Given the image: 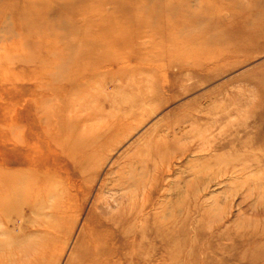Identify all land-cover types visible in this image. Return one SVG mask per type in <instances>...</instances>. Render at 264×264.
Instances as JSON below:
<instances>
[{"label":"rangeland","instance_id":"rangeland-1","mask_svg":"<svg viewBox=\"0 0 264 264\" xmlns=\"http://www.w3.org/2000/svg\"><path fill=\"white\" fill-rule=\"evenodd\" d=\"M103 1L0 0L5 8L0 175L28 153L52 173L35 183L40 197L34 205V194L26 204L12 200V220L0 225V264H264V33L211 51L176 47L169 37L175 47L152 61L164 42L153 32L163 25L115 22ZM205 29L209 26L192 28L195 40L203 39ZM178 55L181 64L170 60ZM130 100L137 112L125 132L99 146L81 142L82 131L89 136V127L122 113ZM60 102L66 120L60 132L49 134L44 127L53 122L51 111ZM152 135L178 138L180 148L160 165L149 214L173 217V205L193 191L196 221L184 233L173 230L165 238L152 218L146 242L107 236L105 224L94 223L104 252L96 257L95 242L89 241L100 212L94 203L121 193L108 189L114 171L126 156L148 147ZM206 136L204 146L221 147L202 149ZM254 153L262 160H244ZM226 160H243L247 167L209 179L207 171ZM64 189L68 197L62 196ZM117 206L107 209L118 212ZM139 225L125 222L117 231L139 230Z\"/></svg>","mask_w":264,"mask_h":264},{"label":"bare ground","instance_id":"bare-ground-1","mask_svg":"<svg viewBox=\"0 0 264 264\" xmlns=\"http://www.w3.org/2000/svg\"><path fill=\"white\" fill-rule=\"evenodd\" d=\"M103 3L110 6L108 18L115 22H127L141 26L158 22L160 25H163L153 32V35L164 38V42L156 46L157 55L154 54V56L149 57L152 61L164 59V50H172V48L175 47V42H178L176 43V47L201 46V49H204V51H211L214 47L219 49L222 48V46L226 45L230 40L239 39L238 42L243 43L248 40L251 41V39H254V36L257 37L258 34L264 33V0H104ZM4 22L5 8L1 7L0 26L4 25ZM199 24L209 26V29L200 32L203 38L200 37L202 39L201 41L195 40L196 33L192 30L193 27ZM14 25V27L17 28L16 24ZM223 25L227 27L226 30H215L216 26ZM169 37L174 40L169 39ZM170 40L175 42L170 43ZM165 46L168 48H165ZM0 47H4L3 35H0ZM170 60L180 64L183 63L182 56L180 57L179 55L177 57H171ZM193 64L199 65V61L194 59ZM3 66L4 56L1 53L0 71L4 68ZM114 102L118 104L116 99H114ZM126 102L129 105L121 107L122 113H115L112 117L107 119V121H99L94 126L89 127L88 131H92L89 136L87 132L85 133L82 131L81 142L84 143L85 146H99L113 136L118 135V133L125 132L129 127L130 118L137 112V109H134L135 101L130 100L125 101V103ZM63 106L64 105L60 102V104L51 111L52 114L50 115L52 116L53 122L51 125L48 124V126L44 127L47 133L52 134V130L60 132L66 120L64 110L66 107L64 108ZM104 106L103 102L102 107ZM139 106L140 105H137V107ZM187 115H189V113H187ZM10 131L13 135V131L11 129ZM206 139H201L203 143L202 149L217 150L221 147L220 143L207 144V146H204V141H209L207 136ZM22 142L24 146L29 147L31 150L34 149L35 151L36 147L29 144V141L23 140ZM146 145L148 147L145 149H140L134 154L126 156L123 162L119 164L118 168L114 171L111 187L109 186L108 189L117 190L118 192L121 191V193L118 194L117 197L113 196L101 199L102 201L100 204V199L94 203L96 208H100V212L96 213L95 218L92 220L93 225L90 228L91 238H89V241L95 242L93 254L96 257L102 255L104 252L97 242L94 223L100 228L105 224L102 230L107 233V236H112L113 238L123 237L127 239L132 237L134 242H136L138 238L140 242H146L145 240L149 239L148 237L152 229L150 228V219L153 217L149 214L148 208H150L152 190L156 186L157 178L160 173V165L174 150L179 149L180 146L178 138L156 140L153 135L147 139ZM203 146L205 148H203ZM260 159L262 160V157L255 153L253 156L248 154V156L244 157V160L251 162H258ZM235 163H238L236 166H240L236 167ZM24 165H28V169H21L20 166ZM39 165L40 164L37 163V158L28 153L24 161L17 162V166L13 167L14 169L12 167H10L12 168L10 170L3 169V174L0 175V225L7 224V222L12 220L8 209L10 205H12V200L16 199L26 204L30 201L29 196L34 194L35 198L32 195V198L35 200L33 205L38 201L40 191L35 188V183H40V179L44 180L43 178H47L52 174L47 170H43L42 166ZM205 166H208V163L205 164ZM246 167L247 164L246 162L244 163L243 160L237 162H228L226 160L225 163L221 164L216 169L217 171L209 167L211 170L209 172L207 171V174L208 178L212 179L224 176L230 172L234 173L232 171L235 168H239L242 172ZM67 190L68 189L63 190L62 196L69 195L70 192ZM37 195L39 196L37 197ZM177 201V204L173 205L176 215H173V217L170 215L168 217L166 213L163 212L162 216H158V219L153 218L155 219V230L166 231L164 234L165 238H168V232L172 237L174 235V232H172L173 230H176L175 233H184L185 229L189 227L187 224L190 222L193 224L199 212L196 194L193 191H190L187 195L183 196V199L180 198ZM114 202L116 206L118 205L117 208L119 207L118 212L108 210L109 208L112 209L111 207L114 206ZM166 207L167 204L164 205V211H166ZM59 208L58 206V211ZM203 212L207 213L206 211ZM131 221L140 222V229L128 230L127 228L123 230L120 229V232L117 231V228L121 224ZM214 224L216 225V223ZM54 227V224H51L50 228ZM193 227L194 226H191V228ZM256 257L254 256L253 260H255Z\"/></svg>","mask_w":264,"mask_h":264}]
</instances>
